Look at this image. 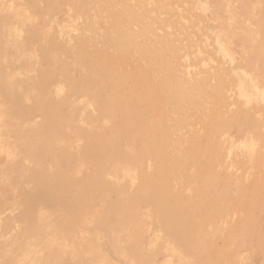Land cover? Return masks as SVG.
<instances>
[{
    "label": "rangeland",
    "instance_id": "374dc122",
    "mask_svg": "<svg viewBox=\"0 0 264 264\" xmlns=\"http://www.w3.org/2000/svg\"><path fill=\"white\" fill-rule=\"evenodd\" d=\"M263 14L264 0H0L1 82L17 99L9 114L0 97V264L199 263L168 237L149 203L129 217L127 199L139 194L144 177L161 181L147 151L131 157L138 143L120 137L125 154L118 158L106 149L103 181L94 190L86 187V140L97 142L122 122L120 115L112 121L103 107L113 92L103 73L93 76L102 85L99 96L82 88L87 69L101 70L106 61L115 65L116 79L122 70H135L139 80L166 94V147L172 156L192 154L171 186L172 195L187 203L188 226L203 229L219 264H264V70L249 41L254 36L264 45ZM132 86L129 79L123 89ZM39 96L41 106L34 100ZM57 110L65 117L46 127ZM215 110L220 126L210 129ZM49 141L60 150L66 181L80 185L70 193L72 206L42 184L39 172L51 185L55 164L47 161L43 168L37 155L31 157L37 144ZM205 146L210 156L194 151ZM202 168L225 192L214 195L218 206L202 194L195 177ZM250 192L251 211H241ZM243 195L249 203L241 202ZM225 203L230 206L223 208Z\"/></svg>",
    "mask_w": 264,
    "mask_h": 264
},
{
    "label": "bare ground",
    "instance_id": "6f19581e",
    "mask_svg": "<svg viewBox=\"0 0 264 264\" xmlns=\"http://www.w3.org/2000/svg\"><path fill=\"white\" fill-rule=\"evenodd\" d=\"M260 21H261V27L264 28V14L262 15V19ZM256 40L257 39L254 36L249 37V41L251 42L250 52H251V55L253 56V58H255L257 60L259 67L262 70H264V45L262 43L257 42ZM0 53H1V49H0ZM77 56H79V55H77ZM82 57H84V56H82ZM106 62H107V64L109 63V65L105 66L101 70H97V69L94 70L91 67H89V69H87V73L84 74V76L82 75V77H81L82 88H84V91L87 90L89 93L93 94V96L94 95L99 96L101 94L102 85L95 83L93 81V76L98 71L103 73L104 76L106 77V84L104 86L110 85L112 87V91H113L111 94H108V96L102 101L104 103L103 107H106L109 110L110 117H111L112 121H114L116 119L115 115H120L122 122L113 124V126L109 132L105 131L102 135H99L98 141L96 140L97 142H94V141L92 142L90 140V138L86 140V146L84 147L85 148L84 158H85L86 163L89 164V167H88V176L85 178L84 181H87V186H86L87 189L89 191L94 190L100 184V183L98 184L99 180L103 181V178H101V177H102V174L104 172V167H105L106 149L113 148L115 150L116 156L118 158H120L125 154L124 153L125 149L122 148L120 146L121 143H119L120 137L123 136L124 138H126V141L128 140V141H132L134 143L135 142L138 143L139 147L138 146L136 147L134 145L135 148H132L133 150H132L130 155H133V156H131V157L140 158L143 156V154H144L143 152L147 151L148 155L153 159V161L155 163V172L154 173H156L159 176L161 181L159 182V185H155L152 183L151 180H148L147 178L145 179V177H144V180L141 184V190H140L139 194L131 196L127 199L128 205H126V209H127L126 211L128 212L129 217L134 219V216L136 215L137 210L139 208L138 206L140 204H144L146 202L149 203L150 207L152 208L153 213H156L159 215L161 214L162 223L164 225V228L167 231L168 237L170 239H172L175 243L178 242V244H180L182 247L190 249L193 254L198 256L199 257V263L198 264H219L220 259H214L212 254H211L212 244L209 241L205 232L202 231L203 229L202 230H200V229L194 230L193 228H190L188 226L189 217L184 213L187 203L178 194H177V196H173L172 192H171L172 179L178 177L179 175H181V173L186 171V163L191 158L192 154L185 152V153H182L180 155L172 156L166 147L167 146L166 136L168 134V130L165 126L166 118H167L166 103H165L166 94H164L163 90L161 91L157 87L152 86V83L149 84L147 82H144V81H142L141 78L139 80V76L137 73H135V70H133L134 72H130L128 70H122L121 71L122 74L119 75V77L116 79V75H113L114 72L112 71L113 66H115V65L111 61H106ZM76 63L79 64V58H76ZM117 76H118V74H117ZM3 77H4V74L2 72V69L0 68V97H3V99L6 100L7 106H8L7 108L9 109L8 112H9V114H11L13 112V110L10 109L11 106H9V105L14 104L17 99H14L13 98L14 96L12 97V95L8 94V92H6V90L4 91V89H3L4 86L1 82L2 81L1 79ZM129 79H131L133 81L134 86H132V88L130 90L124 91L123 86H124L125 82ZM40 91H41V88H40ZM167 98H168V94H167ZM34 100H35V102H38L37 103L38 106H41L40 103H43L42 97H40V96L37 98L34 97ZM41 100H42V102H41ZM167 100H169V99H167ZM138 107H144L146 110L141 111L138 109ZM42 108L44 110V107H42ZM24 110L25 109H23L22 112H24ZM62 112L63 111H58V112H56L57 114L51 115L49 120H48V123L46 124V127L48 125L49 126H56V124H57L56 118L59 117L60 119H62L63 117H65V116H63ZM209 117L211 119L210 120V129L211 128H217L218 126H220V118H219V114L216 110L211 112L209 114ZM238 124H240V123H238ZM63 127L64 126H62V128ZM259 131H262V130L260 129ZM55 133H57V132H55ZM212 133H213V131H212ZM212 133L209 132V134H207V139H211ZM84 134L85 133L82 134V137L85 136ZM54 136H56V135H54ZM37 148H38L37 149L38 154L36 152L34 155H31V157L34 158L37 155L38 160H40L39 166L45 168L47 165L46 164L47 161H50L51 163L55 164V166L57 167V171H58L55 178L49 179V180H54L51 185L47 184L48 178L46 177V174L44 172L40 171L39 172V173H41L40 176L44 177L43 182H42L43 186H45V188L48 187L49 190L52 189L51 191H53V192L58 190L57 195L59 194L62 198H64V199L66 198L65 201L68 204H70V206H72L73 205L72 199L75 197L70 196V193H72L71 191L77 190V188H79L80 185L74 186L73 184H69L66 181L65 177L62 175V170L59 168L61 165V161H62L60 158L62 156V155H60V152H59L60 150L59 149L55 150L54 148H52L50 141L37 144ZM211 148H213V146H211ZM185 149H186V147H185ZM207 149H208L207 146H205V148L198 149L199 151L197 149H194V151L199 152V153L204 152L206 154V156H210L212 150L209 151ZM261 152H262V150H261ZM8 154H10V153H8ZM81 154H83V153H81ZM6 155H7V153H6ZM9 156H11V155H9ZM201 160H202V158H201ZM198 161H200V160L198 159ZM127 162H129V161H127ZM196 163L197 162H195V164ZM202 163H204V162H202ZM121 171H122V168L120 170H118L117 173L119 174V172H121ZM204 172L205 171H203V168L201 170H198L195 177H196V179L199 180L201 187H202V194L206 197L208 202L211 203L212 205L214 204V205L218 206L217 200L215 199L216 196H214V195L224 196L225 192L224 191H218V189L216 188V186H217L216 177H214L213 175H208L207 173H204ZM181 177H183V176H181ZM258 183H259V181L256 182V184H258ZM85 185L86 184H84V186ZM106 187L109 190L117 193L120 197L124 196V193H123L121 188H117L113 184H108V186H106ZM143 192H147V194L149 195L148 200H146L147 198L145 199V197L142 195ZM244 194L248 195L246 191L244 192ZM82 195L85 197L84 194H82ZM253 195L254 194L252 192L250 195L251 198L249 197L250 203H249L248 199L246 198L247 196L243 195L241 202L242 203L248 202L249 204L246 203L247 204L246 208L242 209L240 207L241 211L242 210L245 212L251 211L252 202L255 201L252 198ZM260 196H261V194H260ZM201 197H202V195H201ZM170 199H174L175 202L173 204H170ZM26 201L30 202L31 200H30V198H27ZM193 203H194V201H193ZM223 206H225L223 208H228L230 205H228V203H225V205H223ZM262 209L263 208H261L260 210H262ZM239 222H241V220ZM200 225H202V224H200ZM247 230L243 228L241 231V233H242L241 235H246ZM261 232H263V231H261ZM116 239H117V237H116ZM223 254H224V252L220 251L219 255L222 256Z\"/></svg>",
    "mask_w": 264,
    "mask_h": 264
}]
</instances>
